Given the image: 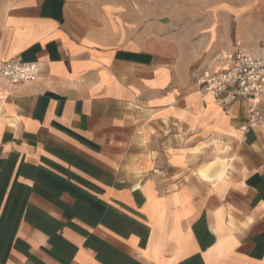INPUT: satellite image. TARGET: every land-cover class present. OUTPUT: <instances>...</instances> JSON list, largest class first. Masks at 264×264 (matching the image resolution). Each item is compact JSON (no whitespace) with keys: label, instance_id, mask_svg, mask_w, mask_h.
<instances>
[{"label":"crops","instance_id":"obj_1","mask_svg":"<svg viewBox=\"0 0 264 264\" xmlns=\"http://www.w3.org/2000/svg\"><path fill=\"white\" fill-rule=\"evenodd\" d=\"M123 6L0 0V59L39 65L0 77V264H264V122Z\"/></svg>","mask_w":264,"mask_h":264},{"label":"rangeland","instance_id":"obj_2","mask_svg":"<svg viewBox=\"0 0 264 264\" xmlns=\"http://www.w3.org/2000/svg\"><path fill=\"white\" fill-rule=\"evenodd\" d=\"M120 1L122 8L146 15L147 21L157 19L159 44L177 48L180 62L188 65L194 80L216 52L228 48L236 39L242 42V22H247L243 33L251 34L250 20L264 19V0ZM260 25L264 28L256 23V31Z\"/></svg>","mask_w":264,"mask_h":264},{"label":"built area","instance_id":"obj_3","mask_svg":"<svg viewBox=\"0 0 264 264\" xmlns=\"http://www.w3.org/2000/svg\"><path fill=\"white\" fill-rule=\"evenodd\" d=\"M36 62L17 58L0 59V77L15 85L37 76ZM201 98L210 94L216 104L225 108L240 101L244 104V122L239 126L249 132L264 122V47L246 48L239 39L230 47L216 52L195 77Z\"/></svg>","mask_w":264,"mask_h":264},{"label":"bare ground","instance_id":"obj_4","mask_svg":"<svg viewBox=\"0 0 264 264\" xmlns=\"http://www.w3.org/2000/svg\"><path fill=\"white\" fill-rule=\"evenodd\" d=\"M216 163H210V166L209 167H207V169H200V173H201V175L203 176V177H205V178H210V176L208 175V170H209V168H212L214 165H215ZM212 170V169H211Z\"/></svg>","mask_w":264,"mask_h":264}]
</instances>
